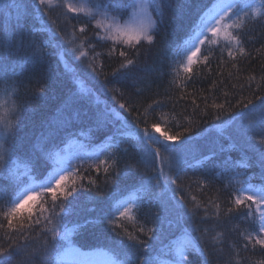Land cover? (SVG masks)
<instances>
[{
	"label": "snow or ice",
	"instance_id": "obj_1",
	"mask_svg": "<svg viewBox=\"0 0 264 264\" xmlns=\"http://www.w3.org/2000/svg\"><path fill=\"white\" fill-rule=\"evenodd\" d=\"M192 4L142 0L125 12L124 0H87V7L80 0H0V14L17 11L11 39L0 32V93L12 105L0 102V264H80L72 258L77 243L104 229L122 237L115 264H209L206 246L225 264L264 252V44L246 47L249 33L264 27V0H200L195 16ZM165 8L174 12L168 23L176 39L164 49L174 78L146 98L136 80L145 52L167 40L155 16ZM69 60L81 71L73 70L61 104L41 118L38 133L19 137L23 113L47 96L52 63ZM25 77L37 85L30 99ZM205 81L208 88L196 87ZM168 105L181 109L184 123L161 139L160 125L169 122L156 114ZM258 110L260 119H249ZM209 118L227 133L200 144L194 129ZM74 128L100 134V146L88 152L81 144L83 154L61 156L58 146ZM36 195L43 199L33 207ZM82 198L97 206L89 209L95 215L81 218ZM144 208L151 220L138 216ZM233 220L239 225L231 244L225 232L210 236L211 225ZM225 245L226 258L217 248Z\"/></svg>",
	"mask_w": 264,
	"mask_h": 264
},
{
	"label": "trees",
	"instance_id": "obj_2",
	"mask_svg": "<svg viewBox=\"0 0 264 264\" xmlns=\"http://www.w3.org/2000/svg\"><path fill=\"white\" fill-rule=\"evenodd\" d=\"M87 2V0H80ZM134 0H124V7L123 10L125 12H130L131 5ZM204 3H207L208 0H203ZM22 4H30L31 0H21ZM200 6V0H193L192 4V15L195 16L196 10H198ZM202 14V13H201ZM21 15H23V8L21 9ZM174 15V12L172 9L165 8L163 10L157 9L155 16L160 17L163 23L159 25L160 27V34L161 36L164 35L165 31L168 32L167 40H162L157 46L153 47L151 52H145L144 56L141 58V65L140 67L144 69V71H140L136 80V86L140 88L145 89V97H151L153 92L159 91L163 92L165 88H168L169 84L173 81L174 74L171 72V68L169 65V62L164 59V49L168 47V45L176 39V36L172 33V29L169 26V20ZM17 17V11L15 9L10 10V15H3L0 14V32H6L9 35V39H11V31H12V25L15 23ZM126 17V16H125ZM63 18L61 17V20ZM264 44V27H256L254 30H252L249 33V42L246 45L249 49L252 48H260L261 45ZM97 51H103L102 48L98 47ZM255 53H253V56L255 57ZM103 59V57H101ZM69 64H71L72 67L75 68L77 72L81 71V68L77 67L79 62L73 63L71 60L68 61ZM116 61H112V66H115ZM253 67L259 71L260 64L257 62V60H253ZM110 71V69H108ZM19 72V69H17ZM196 71V69L194 70ZM50 80L47 82V89L48 93L47 96L44 97L42 101L39 102V107L36 109V111L26 110L22 115V128L20 132L18 133L19 137H22L25 135V133H33L39 131L38 122L41 120V118L48 114L51 110H53L55 107L59 106L64 99L66 93L68 92V83L70 81L69 77L67 76V70L64 68L63 64L60 66H57L54 62L52 63L50 67ZM247 75V73H245ZM183 73L181 72L178 75H175V85L173 86L176 91H179L178 86L183 81ZM149 81H152V87L151 90L147 89V84ZM24 82L27 88V97H31L33 91L36 88V81L33 79L31 82L28 81V79L25 77ZM104 83L103 78H100L99 84L102 85ZM197 88H208L209 84L207 81L198 83L196 85ZM193 89L190 87L188 89L189 92H191ZM228 90V89H225ZM101 92H98L97 95L101 96L103 100H106V96L101 94ZM3 94L0 93V96ZM148 103H151V100H147ZM219 102V101H218ZM181 104H184V101L180 102ZM190 104L191 101H188ZM197 103H200L199 100H197ZM145 107H147V104H145ZM150 111V110H149ZM189 111H191V108H189ZM163 113V119L167 120L169 123H161L160 125V133H157L156 135L160 136L161 139H163L162 134L171 135L174 131H176V128L173 127L174 124H183L184 120L182 119L181 115V109L178 107L175 112L171 110V105H168L164 107L162 110H158L157 116L160 115V113ZM150 121L153 119V117L150 115L149 117ZM216 124H219V122H216ZM216 126H214L213 121L209 118L207 121L201 122L195 129L194 133L197 136V141L200 144H205L211 142L213 139L218 137L216 132ZM215 133V134H214ZM100 138V134H94L92 135L91 139L97 140ZM99 143V142H98ZM91 145V144H90ZM59 148V146H58ZM18 161L23 165L24 163H27L26 159L24 157H19ZM87 167V166H86ZM51 171V169H49ZM34 176H36L37 180L42 181L43 177L40 176L39 171H36L33 173ZM93 175H95V172H93ZM2 179V178H0ZM216 183L217 187H220L219 180L214 182ZM110 190V189H109ZM193 194H197L195 191H193ZM214 191H209L207 193L208 196H214ZM10 195L12 197L15 196V190L10 192ZM204 198V197H202ZM42 197L39 196L35 200L37 201L35 206H38L42 202ZM33 206V207H35ZM97 206L94 203L88 202L82 198L81 200V209L82 214L81 218L89 215H95V212H89V209H95ZM223 204H221V211H223ZM139 217H147V219L151 220L152 215L151 211L147 208H144L138 213ZM126 226L128 230L134 231L133 223L131 221H126ZM239 225V220H233L227 223L221 222L220 227H216L215 225H211L215 228V231L210 233V236L216 234V230L222 231L225 233H230L232 235L234 233V229L236 226ZM209 226V225H208ZM97 234H87L85 235L78 243L77 248L79 247H85L90 245H97L100 248L105 247L114 255L116 256V260L122 259V256L119 254L120 248L119 243L122 239V237L116 236L111 231L104 229V230H96ZM231 240H228V244H231L233 240L235 239L234 234L231 236ZM124 243H127L126 238H124ZM79 249V248H78ZM86 254V253H85ZM245 256L247 259L244 261V264H261V262H264V252H262L259 248H257L255 251L245 253ZM163 257V256H162ZM161 257V259H162ZM227 257V253L224 256ZM218 264H225V259L222 258L220 263Z\"/></svg>",
	"mask_w": 264,
	"mask_h": 264
},
{
	"label": "bare ground",
	"instance_id": "obj_3",
	"mask_svg": "<svg viewBox=\"0 0 264 264\" xmlns=\"http://www.w3.org/2000/svg\"><path fill=\"white\" fill-rule=\"evenodd\" d=\"M127 17H125L126 19ZM110 43V42H109ZM64 68L67 70V76L69 77V79L71 80L72 77V72L73 70H75L74 67L71 66V64H69V62H67V65H64ZM196 68H194L195 70ZM76 71V70H75ZM14 96V94H13ZM98 98L101 102H104L105 100H103L101 98V96L98 95ZM7 100L8 103L6 105L7 108H11V100H9V98L5 95L0 96V102ZM101 106H103V104H101ZM3 109H0V112H2ZM249 119H255V120H259L260 119V113L259 110L257 111V113H254L252 116L249 117ZM74 135L71 137L68 136H64L63 142L59 144V149H63V151H61V156H73L76 154H83V151L80 148V145L83 144L86 146V151L91 152L94 148H97L100 146V138L97 140H93L90 138V134L88 133L87 129L85 128L84 131V135H79L78 133V129L74 128L73 130ZM222 132L224 134L227 133V129L226 128H216V134L218 136H221ZM214 133V134H215ZM99 142V143H98ZM103 143H107V141H104ZM91 144V145H90ZM234 158L235 155H234ZM88 163H91V161H88L85 164V167L88 166ZM42 182L37 180V183ZM39 198V195H36L35 199H33L32 201H30L29 203L33 206L36 205L37 201L35 202V200ZM208 226V225H206ZM235 230V229H234ZM217 232V230H216ZM231 231L228 234L229 239L231 240V236L230 235ZM228 243V242H227ZM223 247L224 248V256L227 253V246H217V248ZM79 253L76 254L74 257V259L80 261V263L82 264H93L98 262H103L102 264H115L116 261L122 260H116V256L114 255V253H112L111 251H109L107 248L105 247H99L97 245H90V246H85V247H79ZM205 252L208 254V259H209V264H218L220 263V261L222 260V258L217 259V256L219 255V252H217L216 254H213L212 252V248L206 246L205 247ZM86 253V254H85ZM167 257H162V259H166ZM100 264V263H98Z\"/></svg>",
	"mask_w": 264,
	"mask_h": 264
},
{
	"label": "rangeland",
	"instance_id": "obj_4",
	"mask_svg": "<svg viewBox=\"0 0 264 264\" xmlns=\"http://www.w3.org/2000/svg\"><path fill=\"white\" fill-rule=\"evenodd\" d=\"M80 2H81V4H82L83 6H85V7L88 6V5H87V2H84V1H80ZM140 3H142V0H134L133 3H132V5H133V4L139 5ZM130 12H131V10H130ZM35 197H36V196H34V199H35ZM98 263L102 264L103 262L101 263V262H98V261H97L96 263H93V264H98ZM80 264H82V263H80Z\"/></svg>",
	"mask_w": 264,
	"mask_h": 264
}]
</instances>
